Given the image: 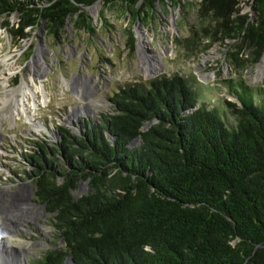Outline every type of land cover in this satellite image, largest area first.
Here are the masks:
<instances>
[{
  "label": "trees",
  "instance_id": "16d2710c",
  "mask_svg": "<svg viewBox=\"0 0 264 264\" xmlns=\"http://www.w3.org/2000/svg\"><path fill=\"white\" fill-rule=\"evenodd\" d=\"M100 1L139 18L138 0H0V17L19 15L22 40L43 21L57 36L69 21L95 34L82 10ZM239 5L202 0L206 25L191 38L231 42L226 61L250 69L264 54V0L256 21ZM226 87L239 106L210 108L179 75L128 86L110 119L84 121L78 137L61 128L58 149L38 144L29 178L65 247L36 264H264V89ZM81 181L89 193L76 200Z\"/></svg>",
  "mask_w": 264,
  "mask_h": 264
},
{
  "label": "rangeland",
  "instance_id": "374dc122",
  "mask_svg": "<svg viewBox=\"0 0 264 264\" xmlns=\"http://www.w3.org/2000/svg\"><path fill=\"white\" fill-rule=\"evenodd\" d=\"M237 1L240 15L256 21V0ZM201 2L163 0L152 9L147 0H138L139 18L134 21L120 5L111 8L100 1L82 10L95 34L69 21L57 36L43 21L28 29L24 40L11 32L17 28L18 14L0 17V264H36L50 251L65 247L54 217L35 196L29 178L33 168L27 164V157L39 151L38 144L58 149L61 128L82 136L84 121L99 124L103 116L114 115L112 99L119 90L147 86L162 76L187 78L210 108L227 109V101L239 106L227 91L228 80L241 78L249 87L264 89V54L252 68L239 69L226 61L229 47L224 44L231 42H216L200 33L193 44L192 29L206 25L199 19ZM129 29L135 36L133 49ZM143 37L151 43L143 41L140 47ZM246 54L243 50L239 57ZM24 82L31 89L26 114L20 95L12 94ZM41 86L47 103L43 91H37ZM86 193L89 183L81 181L74 199Z\"/></svg>",
  "mask_w": 264,
  "mask_h": 264
},
{
  "label": "bare ground",
  "instance_id": "6f19581e",
  "mask_svg": "<svg viewBox=\"0 0 264 264\" xmlns=\"http://www.w3.org/2000/svg\"><path fill=\"white\" fill-rule=\"evenodd\" d=\"M95 11V10H94ZM0 34H1V32H0ZM1 38V37H0ZM141 41L142 42H140V47H142L143 45H145V42H147V43H151V40L149 39V38H146V37H143L142 39H141ZM143 41H145V42H143ZM39 54H41V51H39L38 52ZM43 67H45V65L43 64ZM260 69H261V71L263 70V65H261L260 66ZM37 88V91H43L42 93H43V96H44V100H43V102L44 103H47V96L45 95V91H44V87L43 86H41V87H36ZM31 91V89L29 88V86H28V84H27V82H24L23 83V85L19 88V89H17L16 91H12V94H13V96L14 97H16V95H20L19 97H20V100H18V102H20V105H21V111H23L24 112V114H26V109H25V103H30V101H29V97H28V95H29V92ZM34 101V100H33ZM32 105H33V107L34 108H36V104H35V102H32ZM18 111V110H17ZM27 119L28 120H31V118L27 115ZM40 212L41 211H43V209H41L40 208V210H39ZM0 222H2L1 220H0ZM1 226H2V228H3V226L5 227L6 225H4L3 223H1ZM28 248V247H27ZM22 262L25 264V262L22 260Z\"/></svg>",
  "mask_w": 264,
  "mask_h": 264
}]
</instances>
